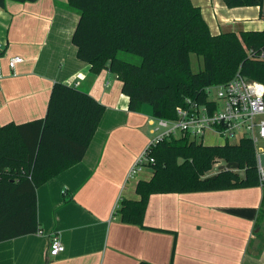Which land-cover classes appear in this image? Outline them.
Masks as SVG:
<instances>
[{"label":"crops","instance_id":"obj_1","mask_svg":"<svg viewBox=\"0 0 264 264\" xmlns=\"http://www.w3.org/2000/svg\"><path fill=\"white\" fill-rule=\"evenodd\" d=\"M193 3L213 34L264 29L260 7ZM79 18L68 0L0 6V127L45 118L56 83L105 106L84 159L38 189L41 232L0 242V264H264V225L257 227L261 187L154 194L147 228L122 221V200H139L138 182L152 175L131 180L130 172L150 144L142 129L153 111L149 105L130 111L119 77L94 73L78 58L72 38ZM15 56L24 61L12 70ZM56 235L65 250L53 257Z\"/></svg>","mask_w":264,"mask_h":264},{"label":"trees","instance_id":"obj_2","mask_svg":"<svg viewBox=\"0 0 264 264\" xmlns=\"http://www.w3.org/2000/svg\"><path fill=\"white\" fill-rule=\"evenodd\" d=\"M9 0H0L5 7ZM20 3L38 0H11ZM228 8L260 7L264 0H223ZM80 15L73 34L78 58L94 73L109 70L122 81L129 109L144 105L158 118L175 119L187 98L204 101L206 87L231 81L239 72L264 84V29L213 34L193 0H68ZM127 53L141 59L120 58ZM203 68L193 70L192 56ZM105 106L73 86L56 83L45 118L0 127V242L41 232L38 189L81 162L99 127ZM150 179L140 180L139 200L123 199V222L145 226L154 194L198 193L260 187L254 143L206 145L171 137L153 147ZM221 162L237 170L208 173ZM264 222V188L257 227ZM139 264H152L142 261Z\"/></svg>","mask_w":264,"mask_h":264},{"label":"built area","instance_id":"obj_3","mask_svg":"<svg viewBox=\"0 0 264 264\" xmlns=\"http://www.w3.org/2000/svg\"><path fill=\"white\" fill-rule=\"evenodd\" d=\"M260 58L264 60V51ZM24 59L20 56L10 58L9 66L15 70ZM1 74L0 65V79ZM204 101L187 98L184 104L176 108L175 119L158 118L150 116L149 123L155 125L153 139L137 162L131 169L130 175L134 176L144 170L146 165L153 163L149 156L150 151L164 139L188 136L198 142H206L207 136H216L223 141L238 142L243 138L250 139L255 146L257 170L260 187L264 188V165L257 152V144L264 141V84L250 80L239 72L229 82L206 87L203 90ZM219 165V164H217ZM65 250L59 236H53L50 254L58 256Z\"/></svg>","mask_w":264,"mask_h":264},{"label":"rangeland","instance_id":"obj_4","mask_svg":"<svg viewBox=\"0 0 264 264\" xmlns=\"http://www.w3.org/2000/svg\"><path fill=\"white\" fill-rule=\"evenodd\" d=\"M256 27H261V26H256ZM262 27H264V21L263 20H262ZM120 58L123 59V60L129 61V62H132V63H136V64L140 63V61H141V59L139 57H136V56H133V55H130V54H127V53H120ZM192 60H193V70L195 72L200 71L203 68L202 59L193 55L192 56ZM148 120H147V125L142 129V131H143V134H145L149 138V140L150 139L153 140V139L156 138V135L152 134V130L155 127V125H151L148 122ZM176 135H177V137H181V133L180 132H178ZM151 140H150V142H151ZM230 143H233V144L238 143V140H235L234 142H230ZM204 144H206V145H222L223 141L221 139L217 138L216 136L212 135V136H207L206 142H204ZM256 147H257L256 148L257 152L261 156V160H262V163L264 165V141H260L257 144ZM222 164H225V163L221 162L219 165H215L214 168L208 173V176H212L214 174H217L219 172L218 171V166H220ZM145 172H146V175L145 174H141V172H140V173L132 176L131 180L139 178V175L142 178L146 177L149 174L151 175L152 174V169L148 167L147 169H145ZM262 225H264V222H263ZM261 232H262V229H261ZM262 234L264 235V231L262 232Z\"/></svg>","mask_w":264,"mask_h":264},{"label":"water","instance_id":"obj_5","mask_svg":"<svg viewBox=\"0 0 264 264\" xmlns=\"http://www.w3.org/2000/svg\"><path fill=\"white\" fill-rule=\"evenodd\" d=\"M239 168V164L237 163H227V164H222L220 166H218V171L221 172V171H224V170H229V171H232V170H237ZM218 173L217 174H214L212 176H209L207 179H215L217 177Z\"/></svg>","mask_w":264,"mask_h":264}]
</instances>
